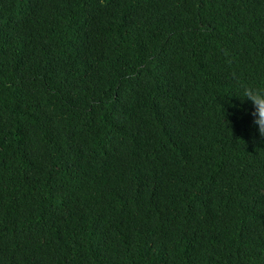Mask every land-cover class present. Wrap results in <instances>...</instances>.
<instances>
[{
	"label": "trees",
	"instance_id": "16d2710c",
	"mask_svg": "<svg viewBox=\"0 0 264 264\" xmlns=\"http://www.w3.org/2000/svg\"><path fill=\"white\" fill-rule=\"evenodd\" d=\"M264 0H0V264H264Z\"/></svg>",
	"mask_w": 264,
	"mask_h": 264
},
{
	"label": "clouds",
	"instance_id": "9594fccd",
	"mask_svg": "<svg viewBox=\"0 0 264 264\" xmlns=\"http://www.w3.org/2000/svg\"><path fill=\"white\" fill-rule=\"evenodd\" d=\"M235 95L248 98L253 105V120L258 131L264 135V86L241 82L234 91Z\"/></svg>",
	"mask_w": 264,
	"mask_h": 264
}]
</instances>
